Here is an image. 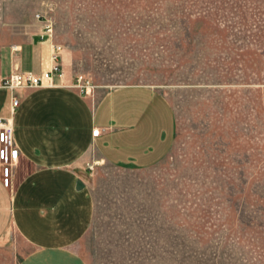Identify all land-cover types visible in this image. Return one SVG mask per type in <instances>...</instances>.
<instances>
[{"label":"rangeland","instance_id":"obj_1","mask_svg":"<svg viewBox=\"0 0 264 264\" xmlns=\"http://www.w3.org/2000/svg\"><path fill=\"white\" fill-rule=\"evenodd\" d=\"M37 16L91 105L149 86L175 117L153 166L90 154L92 218L72 245L84 262L264 264V0H0V46ZM30 250L10 228L0 264Z\"/></svg>","mask_w":264,"mask_h":264},{"label":"crops","instance_id":"obj_2","mask_svg":"<svg viewBox=\"0 0 264 264\" xmlns=\"http://www.w3.org/2000/svg\"><path fill=\"white\" fill-rule=\"evenodd\" d=\"M54 42L43 24L26 39L0 46V77L14 71L40 75L50 66ZM62 48V77L52 86L0 89V119L9 120L19 152L11 185L0 180V242L10 228L31 246L19 264H86L73 249L87 231L93 205L88 189L90 154L97 162L147 168L172 147L175 117L168 99L149 86L118 87L91 105L71 85Z\"/></svg>","mask_w":264,"mask_h":264},{"label":"built area","instance_id":"obj_3","mask_svg":"<svg viewBox=\"0 0 264 264\" xmlns=\"http://www.w3.org/2000/svg\"><path fill=\"white\" fill-rule=\"evenodd\" d=\"M44 27L47 38L52 39V30L48 23L40 16L36 17ZM62 46L53 44L50 55V66L40 75L32 72L14 71L8 76L0 77V89L11 92V110L17 106L18 98L16 91H25L52 86L54 76L62 77L63 69L60 61V51ZM82 91L89 94V87H82ZM19 152L15 146L13 138V127L9 120L0 119V180L4 187L11 185L13 170L17 165Z\"/></svg>","mask_w":264,"mask_h":264}]
</instances>
